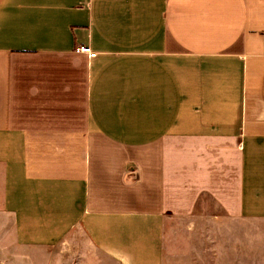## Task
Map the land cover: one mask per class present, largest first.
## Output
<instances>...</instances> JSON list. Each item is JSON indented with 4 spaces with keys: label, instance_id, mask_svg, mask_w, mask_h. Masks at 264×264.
<instances>
[{
    "label": "crops",
    "instance_id": "1",
    "mask_svg": "<svg viewBox=\"0 0 264 264\" xmlns=\"http://www.w3.org/2000/svg\"><path fill=\"white\" fill-rule=\"evenodd\" d=\"M57 249L264 264V0H0V260Z\"/></svg>",
    "mask_w": 264,
    "mask_h": 264
},
{
    "label": "rangeland",
    "instance_id": "2",
    "mask_svg": "<svg viewBox=\"0 0 264 264\" xmlns=\"http://www.w3.org/2000/svg\"><path fill=\"white\" fill-rule=\"evenodd\" d=\"M28 255H31V253H28ZM44 255H46V258L31 257L27 259H22V258H16L15 256H11L9 258H6L5 260L10 264H67V260L65 259L64 252L63 251L59 252L58 249L55 252L54 251L45 252ZM0 264H3L1 263V260H0Z\"/></svg>",
    "mask_w": 264,
    "mask_h": 264
},
{
    "label": "built area",
    "instance_id": "3",
    "mask_svg": "<svg viewBox=\"0 0 264 264\" xmlns=\"http://www.w3.org/2000/svg\"><path fill=\"white\" fill-rule=\"evenodd\" d=\"M78 51L80 53L87 54L90 58H96L97 55H98L89 46L88 47H84V48H80V49H78Z\"/></svg>",
    "mask_w": 264,
    "mask_h": 264
}]
</instances>
